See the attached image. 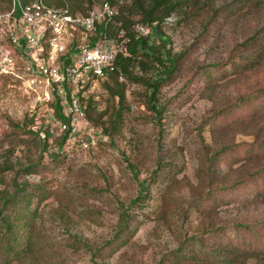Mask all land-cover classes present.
<instances>
[{"label": "rangeland", "instance_id": "rangeland-1", "mask_svg": "<svg viewBox=\"0 0 264 264\" xmlns=\"http://www.w3.org/2000/svg\"><path fill=\"white\" fill-rule=\"evenodd\" d=\"M78 1L81 11L100 2ZM160 27L179 57L156 95L162 116L145 108L146 86L126 79L119 129L104 134L87 115L110 103L98 83L84 103L96 133L89 148L86 133L59 147L43 85L0 80V163L39 160L24 177L45 190L35 250L10 264H93L86 245L114 236L141 184L147 194L131 207L125 243L101 249L100 264H223L222 244L264 245V0H181Z\"/></svg>", "mask_w": 264, "mask_h": 264}, {"label": "trees", "instance_id": "trees-1", "mask_svg": "<svg viewBox=\"0 0 264 264\" xmlns=\"http://www.w3.org/2000/svg\"><path fill=\"white\" fill-rule=\"evenodd\" d=\"M94 1L86 0V3L91 5ZM109 1L119 5L118 15L110 19L106 27L101 26L99 30L100 32L110 31L113 33L123 31L124 35L128 37V54L120 55L117 58L118 70L110 72L107 79L102 81L108 90L110 103L103 111L98 114L94 113L95 115H93L91 107L87 108V115L96 125L102 127L104 134L111 136L119 129L122 110L126 105V79L141 81L146 86V91L149 94L145 93L146 99L143 102L145 108L151 111L153 117L160 118L162 116L163 106L157 101L156 95L162 83L176 69L179 57L173 56L166 48V42L162 39L164 32L161 30L160 23L175 11L181 0ZM47 2L55 6L66 5L72 12H79L83 9L81 1H78L77 4L73 3V0H47ZM10 3L11 0H0V10L7 9ZM132 14L138 15L139 18L134 19ZM135 24L148 27L150 29L148 34L139 33ZM158 38H161L159 42L156 40ZM135 67L140 70V74L134 73ZM156 68L157 70L162 68L163 75L155 77L147 75L148 72ZM120 75L123 79H120ZM54 106L55 114L68 122L61 112L60 105L55 103ZM14 126L18 125L14 124ZM29 131L37 134L32 130ZM46 134H48L47 131ZM67 134V131H64L61 135L59 147L67 138ZM38 142L41 145L40 151L45 150L46 139ZM38 164L39 160H31L22 164L11 163L8 159L0 163V264H10L12 261L20 260L35 250L36 233L33 223L38 214V207L35 203L44 198L45 190L41 183H30L24 177V173L37 172ZM10 171L14 173V176L6 179L5 175ZM146 194L147 190L141 184L136 197L127 206L121 205L122 211L116 224L114 236L95 249L86 245L92 255L93 264H100L95 258L99 257L101 249L115 246L118 240H123L122 243H125V239L122 238L130 227L131 207L141 202ZM238 225L250 228L242 223ZM260 247L263 249H258ZM217 251L223 264H252L250 260L253 259L260 261L259 264H264V245H244L242 242L234 245L229 242L219 246Z\"/></svg>", "mask_w": 264, "mask_h": 264}, {"label": "built area", "instance_id": "built-area-1", "mask_svg": "<svg viewBox=\"0 0 264 264\" xmlns=\"http://www.w3.org/2000/svg\"><path fill=\"white\" fill-rule=\"evenodd\" d=\"M118 9L102 0L84 11L72 12L68 6L48 4L47 0H11L0 10V80L43 85L41 101L58 103L68 119L52 115V125L67 131V140L86 133L83 148L96 142V133L86 115L87 92L117 71V58L128 54V37L100 32ZM135 27L142 35L149 28ZM120 79H123L120 75Z\"/></svg>", "mask_w": 264, "mask_h": 264}]
</instances>
